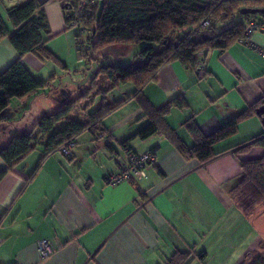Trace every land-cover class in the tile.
Returning <instances> with one entry per match:
<instances>
[{"label":"crops","instance_id":"1","mask_svg":"<svg viewBox=\"0 0 264 264\" xmlns=\"http://www.w3.org/2000/svg\"><path fill=\"white\" fill-rule=\"evenodd\" d=\"M16 1L21 0H0V17L6 22V8ZM37 1L49 25L47 47L66 69L33 54L23 57L33 75L49 81L51 88L10 102L0 120V148L58 104L54 94L60 83L54 82L69 70L63 42L71 60L79 59L60 2ZM61 39V46L55 45ZM262 51L264 33L254 32L246 43L207 52L201 70L171 62L158 70L143 95L154 106L177 95L185 98L187 107L173 108L166 120L190 146L193 140L184 126L188 118L208 134L264 98ZM18 57L8 38L0 40V72ZM124 85L109 93L111 102L133 91V85ZM63 88L71 98L80 90L78 83ZM141 114L138 104L129 101L104 120L109 137L95 140L82 134L71 156L50 154L28 183L43 154L41 145L6 171L0 180V264H166L176 252H191L190 264H240L248 250L257 249L264 225L241 213L229 191L241 177L239 160L264 155V148L251 144L264 133L260 117L241 120L235 134L214 144L217 155L199 164L185 159L162 135L131 138L148 122ZM127 138L138 153L153 150L156 163L135 183L110 185L105 177L115 172L114 156L122 155L121 142ZM246 145L247 150L235 154ZM5 169L0 157V171ZM244 221L250 232L246 238ZM44 238L53 253L41 258L37 242ZM201 252L206 254L203 259L197 257Z\"/></svg>","mask_w":264,"mask_h":264},{"label":"trees","instance_id":"2","mask_svg":"<svg viewBox=\"0 0 264 264\" xmlns=\"http://www.w3.org/2000/svg\"><path fill=\"white\" fill-rule=\"evenodd\" d=\"M58 1L66 26L78 28L75 49L80 60L87 63L98 60L97 52L110 45H146L126 65L111 62L101 65L88 86L76 96L62 101L54 111L42 114L29 131L13 135L0 148V157L6 165V169L0 171V180L36 145L43 147V154L35 170L27 177V183L42 161L50 154L60 153L59 147L65 142L74 141L76 145V139L86 132L95 140L109 137L111 133L105 127L104 120L132 100L141 109V118L148 122L131 138L145 140L155 134L162 135L185 159H194L199 164L217 155L214 144L235 134L241 120L256 114L264 122V113H257V109L264 106V98L208 134L201 131L193 118H188L184 126L193 140L189 146L166 120L173 108L187 107L185 98L177 95L160 106H154L143 95V89L156 80L162 66L176 61L186 69L197 70L201 55L215 49H227L240 39L249 41L250 36L247 38L244 28L252 19L264 20V0H85L83 7H80L81 0ZM244 9H260L261 12L248 13L242 11ZM6 19L10 27L0 17V40L8 38L19 57L0 72V120L4 119L2 113L13 99L48 93L51 88L49 81L37 79L23 63L25 55L33 54L42 62L50 59L66 69L47 47L49 25L37 0H21L7 6ZM205 21L206 26L201 27ZM83 33L88 34L85 39L82 38ZM103 81L106 84L99 87ZM127 83L133 85V91L111 102L109 93ZM90 96V101L98 100V104L89 110L93 107L89 102L91 106H86L85 120L70 117L72 110ZM131 138L121 142L122 155L114 156L115 171L116 160L126 161L128 155L149 153L155 158L153 150L142 153L133 150L128 144ZM251 144L264 148V133ZM107 147H112L110 142ZM248 147L243 146L235 154ZM73 149L69 155L60 154L69 157ZM155 163L156 159L152 164ZM239 165L241 177L229 195L234 198L235 207L249 216L258 206L264 205V155L240 159ZM110 174L105 177L106 182ZM205 255V252H201L197 257L203 259ZM193 259L191 252H176L166 264H190ZM240 264H264V252L258 248L248 250Z\"/></svg>","mask_w":264,"mask_h":264},{"label":"rangeland","instance_id":"3","mask_svg":"<svg viewBox=\"0 0 264 264\" xmlns=\"http://www.w3.org/2000/svg\"><path fill=\"white\" fill-rule=\"evenodd\" d=\"M72 31L71 35L74 36L76 33H78V28L77 27H70L68 29V31ZM88 34L87 33H83L82 34V38L85 39L86 36ZM75 37V36H74ZM58 40L56 41L55 45H59L61 46L62 41ZM146 43H139V44H132V45H110L105 47L104 49L100 50L97 52V58L98 60L93 59L91 61V63H87L85 60H71V56H69V49L67 48L66 42H63V48L66 50H62L63 51V55H65L67 57V61L66 63L69 66V70H64L63 74H60V76L56 77L54 84L58 85V87H56L58 90L56 92V94H54V97L58 102V104L54 103V106L52 107L51 111H54L58 105L67 99H70L71 96H67L68 89L63 88V86H65L66 84H77L80 87V90L84 87H87L88 84L90 83V80L92 79V77L96 74V72L98 71L99 67L101 65H105L108 62H111L113 64H118V65H126L128 63H130V61L132 60V57L135 53L139 52L143 47H145ZM74 46H75V40H74ZM132 56V57H131ZM45 60H50V59H45ZM61 60V59H60ZM54 63V62H53ZM59 69H63L61 68V66H58ZM80 83V84H79ZM101 83V82H100ZM106 84L101 83L100 85H98L99 87H103V85ZM128 86H132V84L127 83ZM123 87L121 88H125V85H122ZM80 90L78 91V93L80 92ZM115 92H117L116 90H113ZM77 93V94H78ZM94 94V93H93ZM92 94V95H93ZM92 98V96L89 97V99L82 101L81 103H79L71 112L70 117L72 118H77L79 120H85L86 118V106L90 107L91 105L89 104L90 99ZM93 107L89 108V110L94 109L97 104H98V100H93L92 102ZM123 112V111H120ZM50 113V112H49ZM118 117L122 116L124 113H117ZM85 136L83 137H88L90 135V133L86 132L84 133ZM230 198L233 199L231 196ZM252 218L253 220H260V224L264 225V223H261L262 220H264V205H260L258 206L253 212H252ZM240 224H238L239 226ZM262 229H264V226H262ZM243 232L244 234V238L247 237L249 232V227L246 223V221H244L243 224ZM262 233H264V231H262ZM261 233V234H262ZM260 246H258L257 248L261 250V252H264V235H262L261 239H260Z\"/></svg>","mask_w":264,"mask_h":264},{"label":"built area","instance_id":"4","mask_svg":"<svg viewBox=\"0 0 264 264\" xmlns=\"http://www.w3.org/2000/svg\"><path fill=\"white\" fill-rule=\"evenodd\" d=\"M86 4L85 0L80 1V7ZM207 22H203L201 27H205ZM254 32L264 33V20L257 19L250 20L245 28L244 33L247 36H251ZM240 43L248 42L246 39H240ZM264 53V51H262ZM199 69L203 65L204 55L199 58ZM74 141H68L59 147L61 154L69 155L74 148ZM155 158L149 153L139 154L138 156L128 155L126 161L116 160V171L111 173L107 179V183L110 185L118 184L122 181H131L135 183L137 180L146 176V168L154 163ZM37 251L41 258L49 257L53 253L52 244L48 239H41L37 242Z\"/></svg>","mask_w":264,"mask_h":264},{"label":"water","instance_id":"5","mask_svg":"<svg viewBox=\"0 0 264 264\" xmlns=\"http://www.w3.org/2000/svg\"><path fill=\"white\" fill-rule=\"evenodd\" d=\"M244 12H248V13H258V12H261L260 9H244L242 10ZM257 113L260 114V113H264V106H261L257 109Z\"/></svg>","mask_w":264,"mask_h":264}]
</instances>
